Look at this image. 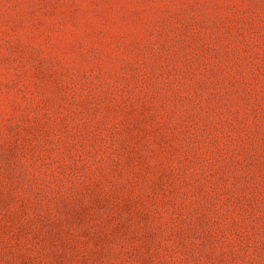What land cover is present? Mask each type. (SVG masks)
Returning a JSON list of instances; mask_svg holds the SVG:
<instances>
[{
  "label": "rangeland",
  "instance_id": "374dc122",
  "mask_svg": "<svg viewBox=\"0 0 264 264\" xmlns=\"http://www.w3.org/2000/svg\"><path fill=\"white\" fill-rule=\"evenodd\" d=\"M0 264H264V0H0Z\"/></svg>",
  "mask_w": 264,
  "mask_h": 264
}]
</instances>
